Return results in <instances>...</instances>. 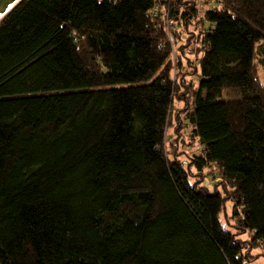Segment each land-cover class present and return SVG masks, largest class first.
<instances>
[{
  "label": "trees",
  "instance_id": "trees-1",
  "mask_svg": "<svg viewBox=\"0 0 264 264\" xmlns=\"http://www.w3.org/2000/svg\"><path fill=\"white\" fill-rule=\"evenodd\" d=\"M203 4L22 0L0 20V264H252L264 249V0ZM174 105L201 147L186 165Z\"/></svg>",
  "mask_w": 264,
  "mask_h": 264
},
{
  "label": "rangeland",
  "instance_id": "rangeland-1",
  "mask_svg": "<svg viewBox=\"0 0 264 264\" xmlns=\"http://www.w3.org/2000/svg\"><path fill=\"white\" fill-rule=\"evenodd\" d=\"M198 2L199 6V12H198V17H202L203 13L208 9V6L204 5L203 2L205 0H195ZM207 28V24L204 26ZM200 30V28H198ZM175 31H177L178 35L180 36V38H178L177 40V45L179 44H184L185 40L190 36L188 35L184 30H179L176 29ZM195 31L192 28H190L189 32ZM173 37V36H172ZM174 40V38H173ZM174 42V41H173ZM189 50V49H188ZM192 51L187 52L186 51V55L189 57V63H191L192 66L195 65V58L194 56L190 53ZM194 63V64H193ZM257 66H258V77L261 81V83L264 86V56H261V58L258 60H256ZM184 67V68H183ZM178 71L183 72V73H188V75H185V79L187 78V80L191 77L189 76L190 74H193L194 71L190 68H188L186 66V64L184 65L182 63V65L178 68ZM194 87H196V84H193ZM175 107V111L172 112V122L171 125L172 127L170 128L169 131H167V135L168 137L171 139H173L174 141H176V145H175V149H174V155L176 159H178V161L184 163V165L187 164V162H189L188 156L189 157H193V156H197L201 154V147L198 144L197 140H194L191 136V128L188 126H186L185 123L186 120L184 118V115L181 114L179 116L180 120H181V126L180 127H176L175 125V114L176 111H181L182 110V106L181 105H174ZM181 129V130H180ZM176 133V134H175ZM177 135V136H176ZM170 151L172 152L171 148H169ZM192 171V175L194 177V180H196L197 178L196 175L198 174L195 170H191ZM204 174H208V171H204ZM214 185V182L211 181L210 178H208L207 180H205V184L204 186L210 190L211 193L214 192V188L212 187ZM219 192H222V190L220 188H218ZM231 209H232V204L230 202H227L225 205V215H221L219 217V221L221 222L222 227L226 230V231H233L230 228V224H232V220H231ZM242 239H245V237H242ZM252 257L254 258V260L252 261V264H264V249H254L251 253Z\"/></svg>",
  "mask_w": 264,
  "mask_h": 264
},
{
  "label": "water",
  "instance_id": "water-1",
  "mask_svg": "<svg viewBox=\"0 0 264 264\" xmlns=\"http://www.w3.org/2000/svg\"><path fill=\"white\" fill-rule=\"evenodd\" d=\"M22 0H0V20H2Z\"/></svg>",
  "mask_w": 264,
  "mask_h": 264
},
{
  "label": "built area",
  "instance_id": "built-area-1",
  "mask_svg": "<svg viewBox=\"0 0 264 264\" xmlns=\"http://www.w3.org/2000/svg\"><path fill=\"white\" fill-rule=\"evenodd\" d=\"M108 1L115 2L118 0H108ZM151 1L153 3V13L155 14L162 4H169L174 0H151ZM168 42L170 45L173 43V37L171 35L168 37Z\"/></svg>",
  "mask_w": 264,
  "mask_h": 264
}]
</instances>
